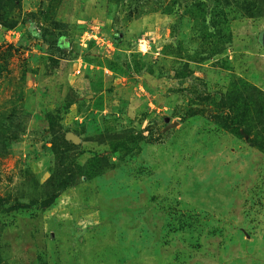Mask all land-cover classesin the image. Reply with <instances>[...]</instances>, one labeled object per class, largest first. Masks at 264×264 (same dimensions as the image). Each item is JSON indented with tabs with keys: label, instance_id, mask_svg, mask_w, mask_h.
<instances>
[{
	"label": "rangeland",
	"instance_id": "rangeland-1",
	"mask_svg": "<svg viewBox=\"0 0 264 264\" xmlns=\"http://www.w3.org/2000/svg\"><path fill=\"white\" fill-rule=\"evenodd\" d=\"M263 31L264 0H0V264H264Z\"/></svg>",
	"mask_w": 264,
	"mask_h": 264
},
{
	"label": "trees",
	"instance_id": "trees-1",
	"mask_svg": "<svg viewBox=\"0 0 264 264\" xmlns=\"http://www.w3.org/2000/svg\"><path fill=\"white\" fill-rule=\"evenodd\" d=\"M227 125L229 126V127H232V128H235V129H237L238 131H242L243 129H242V125H241V123L240 122H233V120H227ZM251 141V140H250ZM54 197H57V194H54V196L52 195L50 198H47L46 200H44L42 203H41V206L42 207H47V206H49L52 202H53V200H54Z\"/></svg>",
	"mask_w": 264,
	"mask_h": 264
},
{
	"label": "water",
	"instance_id": "water-1",
	"mask_svg": "<svg viewBox=\"0 0 264 264\" xmlns=\"http://www.w3.org/2000/svg\"><path fill=\"white\" fill-rule=\"evenodd\" d=\"M261 42L264 45V31L262 32V35H261ZM68 135L70 136V138L72 137V134H66L67 137H68ZM79 140H80V138L78 136L74 137V142L75 143H78Z\"/></svg>",
	"mask_w": 264,
	"mask_h": 264
}]
</instances>
